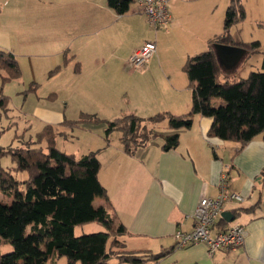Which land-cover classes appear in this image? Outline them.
<instances>
[{
  "label": "crops",
  "instance_id": "crops-1",
  "mask_svg": "<svg viewBox=\"0 0 264 264\" xmlns=\"http://www.w3.org/2000/svg\"><path fill=\"white\" fill-rule=\"evenodd\" d=\"M224 2L170 0V21L154 29L138 0H131L124 14L109 7L107 0H0V51L11 53L21 75L25 72L30 84L36 83L33 94L46 88L52 95L53 105L48 106L43 101L41 105L38 96L29 115L39 129L50 125L63 132L55 142L66 140L75 128H63L64 121L73 120L68 115L72 107L79 110L78 116L88 113L106 121L129 114L184 115L191 109L193 91L183 64L221 37L230 0L222 10ZM146 42L156 44V53L143 69L131 70L129 56ZM120 72L125 74L123 79ZM17 80L2 83L0 95ZM99 124H104L100 132L88 129V137L83 135L78 157L96 154L98 177L115 228H122L116 238L124 249L151 253L170 249L149 264H264V140L260 135L242 146L224 141L208 135L210 117L194 114L190 126L173 129L167 123L173 130L167 135H178L175 148L164 150L163 145L146 143L128 151L121 137L114 140L111 133L104 134L105 122ZM222 174L227 190L243 197L224 208L234 215L231 224L244 227L243 244L217 249L212 255L202 243L174 248L175 232L192 229L199 200L217 195ZM95 199L103 204L101 198ZM222 227L213 225L211 234ZM108 264L130 263L112 260Z\"/></svg>",
  "mask_w": 264,
  "mask_h": 264
},
{
  "label": "trees",
  "instance_id": "trees-1",
  "mask_svg": "<svg viewBox=\"0 0 264 264\" xmlns=\"http://www.w3.org/2000/svg\"><path fill=\"white\" fill-rule=\"evenodd\" d=\"M130 2L107 0L108 6L118 14H124ZM243 16L240 0H230L218 42H230L228 27ZM238 45L257 52L259 42ZM183 70L193 91L191 109L184 115L129 114L106 121L82 113L77 119L64 121V125L73 128L85 122H106L104 134L108 136L115 129L121 131L122 144L128 151L156 136L147 130V123L166 119L171 128L178 129L190 126L194 114L212 119L209 136L241 146L258 135L264 140V71H251L246 77L219 82L221 68L212 49L189 56ZM0 72L2 83L19 77L20 69L11 53L0 51ZM35 87L33 83L28 91H34ZM214 98H222L224 104L214 107ZM6 104L7 97L1 94L0 109ZM61 133L56 127L46 125L24 147L13 152L0 147V157L9 153L15 161L11 170L0 167V242L12 246L10 252L0 253V264H49L50 261L56 264L60 258H65L66 264H108L112 260L149 264L168 254L170 249L159 253L124 249L116 238L122 228H115L106 190L98 177L100 162L96 154L89 152L77 158L59 150L55 139ZM177 145L178 135L173 133L166 136L162 148L168 150ZM12 170L26 172V178L16 180ZM96 197L103 204H97ZM93 221L101 223L105 230L75 235V226ZM231 222L220 217L214 226L222 225L218 230L221 231Z\"/></svg>",
  "mask_w": 264,
  "mask_h": 264
},
{
  "label": "rangeland",
  "instance_id": "rangeland-1",
  "mask_svg": "<svg viewBox=\"0 0 264 264\" xmlns=\"http://www.w3.org/2000/svg\"><path fill=\"white\" fill-rule=\"evenodd\" d=\"M228 2L229 0H225L223 5L224 7L221 8L222 10L227 7ZM240 2L243 7L244 16L243 18H239L237 21L231 23V25L228 27L227 32L230 36V42L228 44L225 43V45L242 47L238 44L258 41L259 47L257 48V52H252L245 48L246 53L237 63H234V67L228 71L222 72L219 77V82H223L226 79H239L246 77L251 71H264V0H240ZM216 43L220 42H213L209 49H212L213 45ZM21 74L22 71H20L19 77L9 80L14 81L15 79L19 78V80L9 84L10 86H7L5 92H3L4 89L2 90V93L7 97V104L3 110L0 109V147L2 150L12 152L17 148L24 147L27 142L33 141L36 133L40 131V127H38L35 119L29 115L32 112L34 100L36 101L37 97L39 96L41 97V105L43 102H45V106L52 104L51 100H49V98H52V95L49 94L50 92L46 88H41L38 94H33L36 93L34 91H28V89L31 87L30 79H28L29 77L26 76L25 72L24 75ZM119 77L123 79L125 74L120 72ZM1 86L2 82L0 72V87ZM223 104L224 101L222 98H214L212 101V105L214 107H218ZM72 112H74V114H71ZM78 112L79 110L72 107L69 109L68 115L70 118L77 119L79 117ZM99 123L103 122H85L82 125L76 126L73 130H71V134L68 135L66 140L62 138H58L56 140V148L66 153L72 151L74 155L76 154V157L79 158L78 154L82 152L85 142L82 138L83 135L87 134V132H90V130L93 133L100 132L104 124ZM105 128L106 126L104 127V131ZM147 130L149 132L156 133L157 135L154 138H151L146 145H151L150 147L157 148L160 145H164L166 143V136H169L167 135V132L173 131L168 128L166 119L155 123H147ZM110 133L111 139L117 140V138L122 137L121 131L117 129L112 130ZM87 137L88 134L86 138ZM0 167L9 170L15 167V161L11 154L5 153L0 157ZM11 173L14 175L16 180L21 181L26 178V172L24 171L12 170ZM0 198H2L1 193ZM104 230V226L101 223L93 221L83 225L75 226L74 233L75 235H81L84 233H92ZM11 250L12 246L10 243L3 241L0 242L1 254H5ZM56 263L65 264V258H60ZM49 264H55V262L50 261Z\"/></svg>",
  "mask_w": 264,
  "mask_h": 264
},
{
  "label": "built area",
  "instance_id": "built-area-1",
  "mask_svg": "<svg viewBox=\"0 0 264 264\" xmlns=\"http://www.w3.org/2000/svg\"><path fill=\"white\" fill-rule=\"evenodd\" d=\"M170 0H138L141 12L150 27L159 29L170 21L168 8ZM1 11V5H0ZM156 53V44L146 42L134 49L129 56L128 64L131 69H143L149 59ZM243 201L242 195L229 192L226 188V175L222 174L218 181V193L213 198L203 197L199 200L194 213V224L191 230H177L174 234L176 248H183L189 244L202 243L207 253L212 255L217 249L230 250L239 247L244 241V227L239 223L229 224L221 231L211 234V229L230 202Z\"/></svg>",
  "mask_w": 264,
  "mask_h": 264
},
{
  "label": "water",
  "instance_id": "water-1",
  "mask_svg": "<svg viewBox=\"0 0 264 264\" xmlns=\"http://www.w3.org/2000/svg\"><path fill=\"white\" fill-rule=\"evenodd\" d=\"M212 50L214 52L216 62L218 63L221 70H229L234 67V63H237L246 53L245 48L229 46L220 43L213 45ZM221 217L226 222H231L234 220V215L228 211H223L221 213Z\"/></svg>",
  "mask_w": 264,
  "mask_h": 264
}]
</instances>
